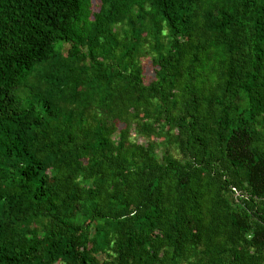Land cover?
Returning <instances> with one entry per match:
<instances>
[{"label":"trees","instance_id":"1","mask_svg":"<svg viewBox=\"0 0 264 264\" xmlns=\"http://www.w3.org/2000/svg\"><path fill=\"white\" fill-rule=\"evenodd\" d=\"M103 253L264 264V0H0V264Z\"/></svg>","mask_w":264,"mask_h":264},{"label":"rangeland","instance_id":"2","mask_svg":"<svg viewBox=\"0 0 264 264\" xmlns=\"http://www.w3.org/2000/svg\"><path fill=\"white\" fill-rule=\"evenodd\" d=\"M89 9L90 11H93L96 9V2L93 1L90 6H89ZM67 47V44L66 43H63L61 46H60V50H59V54L60 56H63L64 55V51H65V48ZM82 50L84 51V48H82ZM140 64H141V72H142V80L144 83H147L150 79H152L153 77V71H152V66L150 64V61H149V58L147 56H144L142 58H140ZM123 123L124 121L122 120H117L116 121V127L117 128H120L123 126ZM129 133H128V139L130 142H136V143H145L146 141H152L154 140L153 142L156 145V148H155V152L156 154H160L162 152V145H161V140L162 138H144L138 134H135L134 130L132 129V125H129ZM169 150L171 152L174 153L173 149L172 148H169ZM77 181V184L79 187H87V183H83V180L81 178H77L76 179ZM54 231L57 235V238H56V241L55 243L58 244L59 247H63L64 244L66 243L68 237L70 236V229L67 228L66 226H63L61 224H55L54 225ZM58 252V251H56ZM59 257V256H58ZM98 258H105L107 260V262H105V264H113V261H112V258L110 257V255H107L106 253H103L102 255L99 254ZM55 262L53 264H57L56 261L58 260L57 256H55L54 258Z\"/></svg>","mask_w":264,"mask_h":264}]
</instances>
